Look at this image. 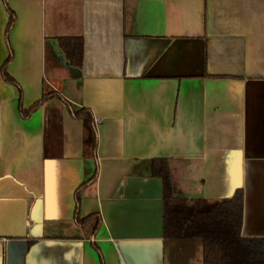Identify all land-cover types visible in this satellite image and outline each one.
<instances>
[{
    "label": "crops",
    "instance_id": "1",
    "mask_svg": "<svg viewBox=\"0 0 264 264\" xmlns=\"http://www.w3.org/2000/svg\"><path fill=\"white\" fill-rule=\"evenodd\" d=\"M52 91L93 153L64 101L24 115ZM162 160L177 197L243 188L264 236V0H0V264H203L164 237Z\"/></svg>",
    "mask_w": 264,
    "mask_h": 264
},
{
    "label": "trees",
    "instance_id": "2",
    "mask_svg": "<svg viewBox=\"0 0 264 264\" xmlns=\"http://www.w3.org/2000/svg\"><path fill=\"white\" fill-rule=\"evenodd\" d=\"M10 11V26L15 21V13ZM61 45L69 64L81 67L84 45L78 38H63ZM8 82L14 80L6 75ZM58 98L68 104L75 118L84 125V150L93 153L97 143L94 117L86 108L73 109L57 92L45 93L24 115L34 112L43 102ZM160 176L164 181V237L169 239L196 238L203 243V264H264V236L243 234L245 194L238 188L229 198L208 200L205 198H183L174 194L168 163L159 161ZM90 216L79 220L87 223ZM99 220H97V225Z\"/></svg>",
    "mask_w": 264,
    "mask_h": 264
}]
</instances>
